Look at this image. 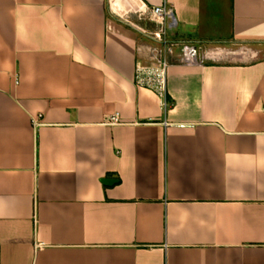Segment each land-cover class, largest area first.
<instances>
[{
	"label": "crops",
	"instance_id": "crops-1",
	"mask_svg": "<svg viewBox=\"0 0 264 264\" xmlns=\"http://www.w3.org/2000/svg\"><path fill=\"white\" fill-rule=\"evenodd\" d=\"M0 264H264V0H0Z\"/></svg>",
	"mask_w": 264,
	"mask_h": 264
},
{
	"label": "built area",
	"instance_id": "built-area-1",
	"mask_svg": "<svg viewBox=\"0 0 264 264\" xmlns=\"http://www.w3.org/2000/svg\"><path fill=\"white\" fill-rule=\"evenodd\" d=\"M149 18L158 25L153 31L142 29L141 31L155 44L151 47L152 62L147 65H138L135 76V83L138 86L148 87L154 90L162 99V105L167 108V75L170 66V55L174 48L182 50V62L187 64L203 63L204 56L199 48L190 42H175L169 38V30L177 26L172 7L167 5L154 6L150 9ZM107 122L117 124L121 122L120 115H111Z\"/></svg>",
	"mask_w": 264,
	"mask_h": 264
},
{
	"label": "water",
	"instance_id": "water-1",
	"mask_svg": "<svg viewBox=\"0 0 264 264\" xmlns=\"http://www.w3.org/2000/svg\"><path fill=\"white\" fill-rule=\"evenodd\" d=\"M104 182L107 184H111V183L115 182V179L107 178V179H104Z\"/></svg>",
	"mask_w": 264,
	"mask_h": 264
},
{
	"label": "rangeland",
	"instance_id": "rangeland-1",
	"mask_svg": "<svg viewBox=\"0 0 264 264\" xmlns=\"http://www.w3.org/2000/svg\"><path fill=\"white\" fill-rule=\"evenodd\" d=\"M110 1V0H109ZM177 50H178V47H177Z\"/></svg>",
	"mask_w": 264,
	"mask_h": 264
}]
</instances>
